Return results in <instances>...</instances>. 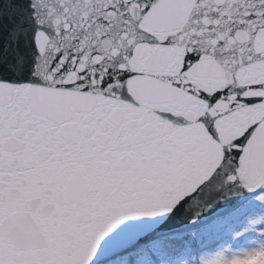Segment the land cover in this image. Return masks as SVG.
<instances>
[{"label": "snow or ice", "instance_id": "1", "mask_svg": "<svg viewBox=\"0 0 264 264\" xmlns=\"http://www.w3.org/2000/svg\"><path fill=\"white\" fill-rule=\"evenodd\" d=\"M0 264H264V0H0Z\"/></svg>", "mask_w": 264, "mask_h": 264}]
</instances>
